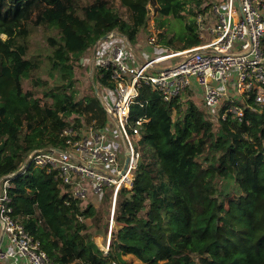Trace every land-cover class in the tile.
<instances>
[{
	"label": "trees",
	"instance_id": "16d2710c",
	"mask_svg": "<svg viewBox=\"0 0 264 264\" xmlns=\"http://www.w3.org/2000/svg\"><path fill=\"white\" fill-rule=\"evenodd\" d=\"M114 1L0 0V178L36 149L66 148L61 135L70 127L105 128L100 96L112 99L115 83L99 52L91 60L95 45L117 32L137 46L148 34L151 5L158 3L164 29L186 2L118 0L123 19ZM38 36L49 43L47 61L32 53ZM185 43L181 50L202 41L185 35ZM187 92L186 101L167 102L150 85L138 88L130 116L149 122L136 147L133 187L118 192L119 244L111 243L108 254L88 242V231L107 233L112 187L97 197L96 208L97 199L85 206L72 200L56 172L31 169L15 179L14 216L56 264H264V115L249 108H256L249 99L241 121L223 119L228 106L210 111Z\"/></svg>",
	"mask_w": 264,
	"mask_h": 264
},
{
	"label": "built area",
	"instance_id": "2783aa9c",
	"mask_svg": "<svg viewBox=\"0 0 264 264\" xmlns=\"http://www.w3.org/2000/svg\"><path fill=\"white\" fill-rule=\"evenodd\" d=\"M211 12L214 19L208 31L212 38L206 43L171 51L141 65L127 55L131 48L124 39V46H115L111 57L98 56L115 83V100L100 96L108 124L103 129H96L95 122L83 129L70 127L61 135L66 148L36 149L16 172L0 178V264H56L41 241L14 216L11 205L9 192L15 179L31 169L56 172L55 179L66 186L74 201L101 196L112 187V231L118 192L123 187L132 189V172L140 158L131 135L139 140L141 128L149 122L145 117L132 120L130 116L141 83L157 90L167 102L182 92L194 91L210 111L217 113L228 106L223 119L231 114L241 121L245 108L241 104L249 99L256 106L249 108L264 115V0H218ZM116 34L110 33L105 41H112ZM154 41L150 39V43ZM165 61L172 64L159 66ZM127 153L131 155L130 168L123 173ZM103 251L108 254L109 248Z\"/></svg>",
	"mask_w": 264,
	"mask_h": 264
},
{
	"label": "rangeland",
	"instance_id": "374dc122",
	"mask_svg": "<svg viewBox=\"0 0 264 264\" xmlns=\"http://www.w3.org/2000/svg\"><path fill=\"white\" fill-rule=\"evenodd\" d=\"M198 0H194V2L186 0L185 2V9L184 11L178 15L177 17H168L170 20L168 21L166 27L159 28V17H160V9L158 3L156 4V7L151 5L150 8V19L148 21L147 31L148 34L145 36H142L138 40L137 46L132 45L128 38L122 37L119 33L116 34V36L111 41H99L95 46V54L99 52L100 58H108L111 57L113 54V51L115 49V46L121 44L124 46V40H127L130 44L131 49H127V55H130L131 58H134L136 60V65H140L142 62H145L149 60L153 54L156 55H162L169 53L171 51H177L181 49H185L189 47L190 45H187L185 43V35L190 36H198L199 39L202 38V43L208 42L212 36L210 35V32L208 31L210 25L213 22V13L212 7L218 0H201L200 5H197ZM183 2V1H182ZM113 7L115 11L123 17V19H127L126 9L122 7L121 3L117 1L113 2ZM200 15H202L203 21L200 20ZM163 19H167V17H162ZM34 35H36V32H34ZM172 38L173 42L172 44L166 43L168 41V38ZM154 38L155 41L150 43V39ZM148 47H154L152 56L148 53ZM49 48V43L45 39H41L40 36L36 39V44L33 46V55L38 56L39 54L42 55V58L47 61L49 57V53H46ZM95 48V47H94ZM147 51V52H146ZM94 57V50L91 56V60ZM89 60V62L91 61ZM85 63H88V60L85 61ZM172 64V61H165L159 64V66L166 68L169 67ZM93 67L92 62H90V70H89V76H92L91 68ZM87 79L82 78V81L80 82V86L82 89H84L87 86ZM104 93H107L105 91ZM188 92H182L179 96L185 97ZM103 96V95H102ZM112 100L116 99V96L114 92H112ZM193 97V96H192ZM102 100V99H101ZM201 100V101H200ZM199 104L202 106V99L200 98ZM103 101V100H102ZM184 101H186V98H184ZM202 102V103H200ZM203 107V106H202ZM215 114V113H214ZM90 124H88L86 127H88ZM85 127H82L80 129H83ZM132 142L134 143L135 147L138 145V140L136 136L131 135ZM108 171H111L110 168L107 169ZM105 192V191H104ZM102 196V195H101ZM94 199H97V197H93L87 200V198L82 199L83 206L94 204L91 201ZM93 201V202H94ZM101 201V198H100ZM117 203V202H116ZM95 207L100 206L99 199L95 202ZM100 208V207H99ZM111 210V206H110ZM110 213V212H109ZM109 224H111L110 216H109ZM120 228L116 225L114 222L113 229L111 231V225H109L107 233L105 232H97V229L95 226H92V228L88 231V242L94 241L96 245L100 247L101 250H106L110 248L111 243L119 244L118 241V235ZM113 234V235H112ZM112 238V239H111ZM126 258V257H125ZM126 259H129L128 257ZM136 264H141L137 260H133Z\"/></svg>",
	"mask_w": 264,
	"mask_h": 264
},
{
	"label": "water",
	"instance_id": "95a60500",
	"mask_svg": "<svg viewBox=\"0 0 264 264\" xmlns=\"http://www.w3.org/2000/svg\"><path fill=\"white\" fill-rule=\"evenodd\" d=\"M109 35L105 36L104 38H102L100 41H105L106 39H108ZM95 50H96V46L94 48V54H95ZM83 62V59L81 60ZM93 72V67L91 68V73ZM91 79L93 81V77L91 76ZM97 91V89H96ZM98 94V93H97ZM130 161H131V155L129 153L126 154V162L123 168V173L127 172L130 168Z\"/></svg>",
	"mask_w": 264,
	"mask_h": 264
},
{
	"label": "crops",
	"instance_id": "0c3cea01",
	"mask_svg": "<svg viewBox=\"0 0 264 264\" xmlns=\"http://www.w3.org/2000/svg\"><path fill=\"white\" fill-rule=\"evenodd\" d=\"M162 55H163V54H162ZM150 56H152V54H151ZM157 56H160V55L153 54V56H152L149 60H151V59H153V58H155V57H157ZM149 60H147V61H149ZM147 61H145V62H147ZM145 62H142V63H145ZM136 63H137V62H136ZM142 63H141V64H142ZM141 64H140V65H141ZM198 96L201 98L200 95H198ZM104 103L108 104L109 102L104 101Z\"/></svg>",
	"mask_w": 264,
	"mask_h": 264
},
{
	"label": "bare ground",
	"instance_id": "6f19581e",
	"mask_svg": "<svg viewBox=\"0 0 264 264\" xmlns=\"http://www.w3.org/2000/svg\"><path fill=\"white\" fill-rule=\"evenodd\" d=\"M113 229V228H112ZM112 239V238H111Z\"/></svg>",
	"mask_w": 264,
	"mask_h": 264
}]
</instances>
